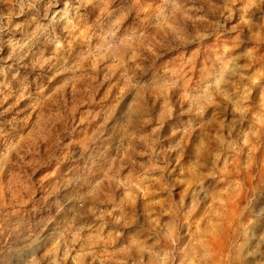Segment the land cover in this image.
Returning <instances> with one entry per match:
<instances>
[{
    "label": "rangeland",
    "instance_id": "obj_1",
    "mask_svg": "<svg viewBox=\"0 0 264 264\" xmlns=\"http://www.w3.org/2000/svg\"><path fill=\"white\" fill-rule=\"evenodd\" d=\"M0 264H264V0H0Z\"/></svg>",
    "mask_w": 264,
    "mask_h": 264
}]
</instances>
